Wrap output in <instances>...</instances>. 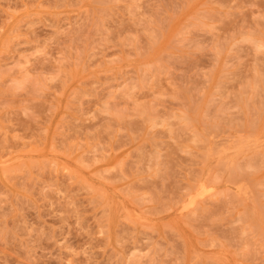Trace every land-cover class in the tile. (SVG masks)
<instances>
[{
    "label": "rangeland",
    "instance_id": "1",
    "mask_svg": "<svg viewBox=\"0 0 264 264\" xmlns=\"http://www.w3.org/2000/svg\"><path fill=\"white\" fill-rule=\"evenodd\" d=\"M0 264H264V0H0Z\"/></svg>",
    "mask_w": 264,
    "mask_h": 264
},
{
    "label": "bare ground",
    "instance_id": "2",
    "mask_svg": "<svg viewBox=\"0 0 264 264\" xmlns=\"http://www.w3.org/2000/svg\"><path fill=\"white\" fill-rule=\"evenodd\" d=\"M202 186V185H201ZM207 186V185H206ZM199 187V186H198ZM189 192V191H188ZM199 193L194 197V199L196 198V197H200V196H202L203 194H205V192H207L206 191V188H201L199 191H198ZM204 196V195H203ZM205 199V198H204ZM203 200V199H202ZM194 201V200H193ZM193 202L191 201V203L190 204H192ZM189 204V205H190ZM187 206V205H186ZM188 207V206H187ZM187 207H186V209H187ZM183 208H185V207H183ZM197 208V207H196ZM198 209V208H197ZM184 210V209H183ZM196 210V209H195Z\"/></svg>",
    "mask_w": 264,
    "mask_h": 264
}]
</instances>
